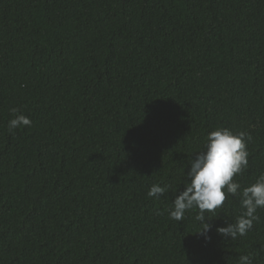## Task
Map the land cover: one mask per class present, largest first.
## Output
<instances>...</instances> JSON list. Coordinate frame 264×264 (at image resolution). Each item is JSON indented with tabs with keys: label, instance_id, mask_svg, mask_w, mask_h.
I'll use <instances>...</instances> for the list:
<instances>
[{
	"label": "trees",
	"instance_id": "obj_1",
	"mask_svg": "<svg viewBox=\"0 0 264 264\" xmlns=\"http://www.w3.org/2000/svg\"><path fill=\"white\" fill-rule=\"evenodd\" d=\"M31 126L10 133L15 115ZM220 127L264 174V0H0V264H264L227 195L170 218ZM167 186L161 198L147 195ZM226 191V189H225Z\"/></svg>",
	"mask_w": 264,
	"mask_h": 264
},
{
	"label": "clouds",
	"instance_id": "obj_2",
	"mask_svg": "<svg viewBox=\"0 0 264 264\" xmlns=\"http://www.w3.org/2000/svg\"><path fill=\"white\" fill-rule=\"evenodd\" d=\"M10 111L17 114L8 123L10 133L17 128L31 126V119L18 114L19 109L12 108ZM250 139L246 132H234L226 127L211 131L206 138L205 149L195 154V159L190 163L185 190L176 194L169 210L170 218L182 221L186 211L198 208L195 219L202 224L199 234L206 236L212 225L206 222L211 219H206L205 213L215 212L224 205L227 195H231L240 200L241 215L234 223L226 221L227 226L218 227L216 231L233 240L246 235L252 229L253 222L258 219L257 210L264 208V174L253 184L243 188L234 181L237 174H242L248 168L247 141ZM167 191V186L153 184L147 195L159 199ZM238 264H252V258L250 255H242Z\"/></svg>",
	"mask_w": 264,
	"mask_h": 264
}]
</instances>
